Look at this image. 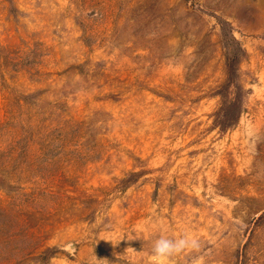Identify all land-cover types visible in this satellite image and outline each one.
Here are the masks:
<instances>
[{
    "label": "rangeland",
    "instance_id": "rangeland-1",
    "mask_svg": "<svg viewBox=\"0 0 264 264\" xmlns=\"http://www.w3.org/2000/svg\"><path fill=\"white\" fill-rule=\"evenodd\" d=\"M219 19L246 53L245 110L224 131ZM4 57L0 123L17 90L35 129L87 125L63 147L24 139L5 182L45 194L0 187V264H151L159 235L197 241L167 264H264V0H0ZM60 203L84 214L46 216ZM26 210L43 218L28 227Z\"/></svg>",
    "mask_w": 264,
    "mask_h": 264
},
{
    "label": "trees",
    "instance_id": "trees-1",
    "mask_svg": "<svg viewBox=\"0 0 264 264\" xmlns=\"http://www.w3.org/2000/svg\"><path fill=\"white\" fill-rule=\"evenodd\" d=\"M218 24L220 26L221 32V43L224 48V81L217 87L216 94L220 96V102L217 109L214 111L213 115L218 116L220 114L219 125L221 130H226L235 125L238 120V117L245 110V103L241 96L239 95L238 90V71L239 64L241 60L245 57V50L241 46L238 39L232 33V27L227 20L219 19ZM8 60L6 57L3 58L0 63V87H4L3 74L7 72ZM11 70H18L11 68ZM246 93H249V89L246 90ZM8 96H10L9 107L10 119L6 122L0 123V131L3 134L7 135L6 144L3 145V142L0 141V158L3 159L0 161V187L7 188L9 190L17 191V194L23 197V200L37 199L42 197L45 192H40L38 190H31L28 192H22L24 189L19 185H12L10 181L5 182V176L8 173V169L13 173V169L19 162V159L23 157V145L26 139V146L31 148L32 142L37 141L40 145H54V143L63 145L71 144L73 142L80 143L79 139L83 133V128L85 122L82 121H72L70 123H63L54 127L51 122L43 126V130L35 129L39 128L41 125L38 121L34 123L35 119L25 112L29 106H36L37 101L30 102V97L35 95H30L29 93H24L23 91H9ZM87 125V124H86ZM22 132V136L21 135ZM22 138V140H20ZM36 139V140H35ZM19 141L21 143L18 146ZM33 147V146H32ZM144 170L139 172H131L127 177L123 178L121 182L123 184H129L137 180V176L142 174ZM59 187H63L58 185ZM46 189L51 190L52 186H48ZM50 193V192H49ZM52 194V193H50ZM84 214L82 210L73 211L72 208L66 207L64 204H58L54 212L47 214L48 217H65L72 218V216H78ZM23 215L25 220L28 223V227H33L34 224L43 218L42 213H38L36 210H26ZM62 218V217H61ZM264 218V211L257 217L256 222ZM57 248L55 246H45L42 250H38V247H33V251L29 252L30 258L36 259L42 263H45L50 257L55 255Z\"/></svg>",
    "mask_w": 264,
    "mask_h": 264
},
{
    "label": "clouds",
    "instance_id": "clouds-1",
    "mask_svg": "<svg viewBox=\"0 0 264 264\" xmlns=\"http://www.w3.org/2000/svg\"><path fill=\"white\" fill-rule=\"evenodd\" d=\"M121 238L118 239L117 241L121 240ZM136 239H140V238L137 237ZM106 241H110V240H106ZM189 246L196 247L197 241L190 240L186 237L173 239L165 235H159L152 242L151 253H150L151 264H167V261L172 256L179 254ZM94 259L97 260L95 256Z\"/></svg>",
    "mask_w": 264,
    "mask_h": 264
},
{
    "label": "bare ground",
    "instance_id": "bare-ground-1",
    "mask_svg": "<svg viewBox=\"0 0 264 264\" xmlns=\"http://www.w3.org/2000/svg\"><path fill=\"white\" fill-rule=\"evenodd\" d=\"M68 246L72 247V244H69Z\"/></svg>",
    "mask_w": 264,
    "mask_h": 264
},
{
    "label": "water",
    "instance_id": "water-1",
    "mask_svg": "<svg viewBox=\"0 0 264 264\" xmlns=\"http://www.w3.org/2000/svg\"><path fill=\"white\" fill-rule=\"evenodd\" d=\"M70 247V246H69ZM73 247V246H72ZM72 247H70V248H72Z\"/></svg>",
    "mask_w": 264,
    "mask_h": 264
}]
</instances>
